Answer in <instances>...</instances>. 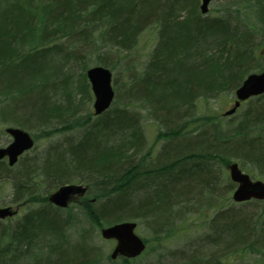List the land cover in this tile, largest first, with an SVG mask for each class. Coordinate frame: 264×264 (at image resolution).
<instances>
[{
	"label": "trees",
	"instance_id": "obj_1",
	"mask_svg": "<svg viewBox=\"0 0 264 264\" xmlns=\"http://www.w3.org/2000/svg\"><path fill=\"white\" fill-rule=\"evenodd\" d=\"M237 1L249 7L254 0ZM253 6L260 25L243 27L234 23L229 13L204 18L199 0H0V95L10 99V110H4L9 118L12 112L9 121L32 128L45 126L58 110L71 119L75 117L78 107L67 113L73 102L68 100L64 107L53 99L57 85L51 82L52 72L58 71L53 63L62 50L53 44L66 40L68 44L73 41L89 46L93 29L99 28L106 50L118 49L120 53L135 47L140 35L155 25L160 29L157 47L143 73L132 76L133 83L122 88L119 96L122 102L130 99L147 107L149 117L165 131L164 136L173 137L153 163L154 172L160 173L152 178L159 180L156 192L136 203L130 194L141 177L149 176L145 170L149 156H139L146 144L141 116L120 106L96 118L84 116L67 122V130L82 128L80 139L67 142L63 151H50L41 159L40 173L34 170V161L21 174L15 171L16 166L1 163L0 178L11 182L13 201L24 208L38 205L15 226H2L0 221V264H20L18 260L24 257L30 259L21 264L95 263L84 243L68 250L71 245L64 237L72 219L69 215L60 217L62 210L48 202L51 192L66 184L78 181L88 188L84 198L101 201L98 205L88 201L81 208L95 225L103 227L152 215L169 217L172 208L202 191L210 195V201L214 202L215 196L220 199V179L213 171L215 160L224 165L233 160L249 164L264 177V95L243 103L241 107L247 104V109L239 118L223 116L224 121L230 118V130L224 133L217 130L214 134L218 128L215 122L220 120L194 115L199 101L225 91L234 93L256 66L264 71V64L258 65L264 53L259 50L264 47V0H255ZM209 44L216 49L209 52ZM70 52L64 53L66 58L77 55L74 50ZM98 63L109 68L112 59L105 53ZM47 65H51V73ZM47 88L50 93L45 92L46 96L43 90ZM30 92L36 95L19 102ZM109 136L115 138L114 144L100 138ZM166 176L175 178L170 185L165 183ZM234 186L228 182L223 189L229 193ZM39 191L43 193L38 197ZM225 205L215 221L224 220L222 230L227 237L233 233L241 239H227L225 245L221 240L222 247L208 258L200 254V263L224 264V259L230 261L228 255L238 253L240 247L260 249L257 243L264 237L249 240L251 216H244L243 208L237 209L230 197H226ZM168 217L156 232H163ZM38 244L46 248L44 255L35 252ZM132 261L122 260L125 264Z\"/></svg>",
	"mask_w": 264,
	"mask_h": 264
},
{
	"label": "rangeland",
	"instance_id": "obj_2",
	"mask_svg": "<svg viewBox=\"0 0 264 264\" xmlns=\"http://www.w3.org/2000/svg\"><path fill=\"white\" fill-rule=\"evenodd\" d=\"M232 1L233 0H212L209 5V12L201 16L204 18L223 17L229 13L235 19L234 23L240 22L243 27L260 25L257 17V10H255L253 6L255 0L252 1L249 7H246L245 4L237 0L234 3H232ZM93 30L94 33L91 36L92 42L89 46L88 44L80 45L78 43V45H76L73 44V41H69L71 43L68 44L66 40H60L57 42L58 44L52 45L62 48L61 51L57 49L60 55L55 56L56 59L53 63L56 66L55 69L58 70L57 74L52 72L54 78H51V82L57 85L56 94L53 96V99L64 107H67L68 100L73 102L71 103L72 105L68 106L67 113L75 107L78 108H76L75 117L72 119L68 114L64 113L63 110H58V112L53 114L55 119L53 118L51 121H48L45 126L43 124L36 125L32 128L21 126L20 128L27 130L34 137L36 144L33 149L26 152L20 158V161L15 167V171H19L20 174L21 172L27 171L30 169V163L34 161L36 162L34 170L40 173L41 159L50 151L58 148H61L63 151L66 148L67 142L80 139L82 128L75 127L67 130L68 126H65V124L79 117H93L94 97L86 76V71L91 67L99 66V57L107 53L110 59H112V65L109 68L113 73V85L115 90V100L112 108L120 106L141 116L140 124L146 144L139 156L145 154H147L146 157L149 156L145 161L147 165H145V170L150 172L148 174L149 176L141 177L139 181L136 182L135 189L131 191L130 194L131 199L136 203L139 200L151 198L156 192L159 180L154 181L152 178L155 179L160 173L154 172L153 163L163 147L169 143L173 137L164 136L165 131L157 122H154V120L149 117V109L147 107L143 106L138 101L135 103L134 101L131 102L130 99L122 102L123 100L121 95L119 96V93H122V88L124 89L133 83L132 76H138L143 73L149 58L159 43L158 33H160V29L155 25L151 26L140 35L135 47L120 53L116 52L119 51L118 49L113 50L114 52H111V50L107 51L103 42L99 39V28ZM64 41L66 42L65 44L62 43ZM93 41L96 43L94 44ZM55 48L56 47L51 48V51ZM262 48H264L263 45L259 50L264 51ZM215 49V46L211 44L208 45L209 52ZM70 50L71 52L74 50L77 55L66 58V54L64 55V53H69ZM261 56L263 57L261 58ZM259 60L258 65L259 63L264 64V53L260 55ZM258 67L252 68V71L254 73H260L261 70H259ZM48 69H51V65H47V72L51 73ZM115 81H117L118 89L115 86ZM43 92V95H46L50 93V90L47 88L44 89ZM30 93V95L21 96L19 102L25 101V98L32 99V97L36 95L34 92ZM234 99V93L225 91L207 101H199L194 115L195 117H215L220 120V122H215V126L218 128L214 131V134H216L217 130L218 132L222 131L224 133L230 130L228 125L230 118H225L226 120L224 121L222 119L224 118L223 114L231 108ZM8 103H10V99L7 101L4 95H0V146H3L10 140V137L5 133V128L20 126L9 121L13 117L12 112L10 113L11 118L4 116V110H10V108L7 107V105H9ZM123 104L125 106H123ZM246 105L247 104H244L232 118H239L244 110L247 109ZM32 124L35 125L36 123ZM100 138L106 142L109 140V145L114 144V141H116L113 136ZM135 159L137 160L138 158ZM233 162H237L242 170L250 174L254 180L264 181V177L258 174L249 164L237 160H233ZM227 165L228 164L224 165L217 160L214 161L213 171L217 178L220 179V192H218L220 199L215 196L214 202L210 201V195H208L206 191H202L198 196L194 194L191 195L187 203L183 202L172 208L169 217L168 214H166L165 217L158 216L159 218L152 215L151 218L149 217L148 219L130 220L136 223V233L147 245L146 251L140 257L134 259L131 262L132 264H183L185 261H188V264H202L203 262H199V258H201L199 257L200 254L203 253L205 257L208 258L213 252L222 247L219 245L221 240L222 245H225L227 239L228 242L241 239L233 236V233L227 237V232L222 230L225 224L224 220L219 219V221H215V215L226 209V197L231 198L234 190L227 193L226 190L223 189V185H225L226 189V184L231 182ZM174 179L175 178L171 179L170 176H166L164 180L166 181L165 183L169 182L168 185H170ZM73 184L81 183L76 181ZM42 193L43 192L39 191L38 197ZM85 195L86 194L72 200L73 202L70 203L71 205L68 209H61L62 211L59 213V216L62 218L69 215L72 219L70 222L71 224L67 226L64 237V242L71 245L68 250L74 249L76 244L81 245V243H84L85 246L83 248L89 249V256L95 261L93 264H125L122 260L112 261L110 259V255L115 247V242L105 240L101 235L102 227L95 225L86 216V213L83 212L84 209L81 208L88 201H93L92 203L97 205L100 204L101 201H96L93 197L84 198ZM13 199L14 189L11 182L0 178V206H13L14 210L17 209L18 204H16ZM257 203L261 204L264 208V200L257 201ZM241 204L242 203L235 204L234 202L237 209L242 207ZM37 205L38 204L31 207L27 206L25 208H20L16 216L0 220L1 225L15 226L22 220L25 213L29 212L31 208H37ZM262 207L257 206L254 201L242 207L243 213L245 214L244 216H251V218H248L249 225L251 226L249 230H251L252 233H250L252 236L249 239L251 242L256 241L257 236H259V238L264 237V213L262 212ZM166 217L169 218V220H167L169 224L164 226L162 233L156 232L155 229L159 228V225L166 221ZM81 235L85 237L84 241ZM215 236H217L218 241L214 239ZM257 245L258 248H260L258 250L253 248L245 250L243 247H240L238 253L233 252L228 255L230 261L224 259V264H264V238L259 239ZM34 250L36 253H39V255H44L46 253V248L43 244L34 246ZM29 259V257H24L18 260V262L21 264ZM214 263V261H211V264Z\"/></svg>",
	"mask_w": 264,
	"mask_h": 264
},
{
	"label": "water",
	"instance_id": "obj_3",
	"mask_svg": "<svg viewBox=\"0 0 264 264\" xmlns=\"http://www.w3.org/2000/svg\"><path fill=\"white\" fill-rule=\"evenodd\" d=\"M212 0H201V12L207 13L209 4ZM87 77L91 83L92 91L95 96L93 104L95 115H100L111 106L114 99V90L112 87L111 72L102 67L96 66L87 71ZM264 93V72L261 74H251L243 82L242 86L237 89L234 107L226 112L231 115L236 112L241 102L251 97ZM7 132L14 138L13 143L7 148H0V160L9 157V164L13 166L20 155L30 150L34 141L30 135L19 128H8ZM230 172L231 180L237 184L233 193V200L244 202L252 198L264 200V182L253 181L250 176L244 173L237 163H231L227 166ZM87 188L81 185H64L52 193L48 200L51 204L59 208H67L70 202L76 196H82L86 193ZM17 214V210L11 207H0V219L12 217ZM136 224L132 222H123L110 227L101 229V235L106 240H116L117 244L111 254L113 260L118 257L135 258L142 254L146 245L142 239L135 234Z\"/></svg>",
	"mask_w": 264,
	"mask_h": 264
},
{
	"label": "flooded vegetation",
	"instance_id": "obj_4",
	"mask_svg": "<svg viewBox=\"0 0 264 264\" xmlns=\"http://www.w3.org/2000/svg\"><path fill=\"white\" fill-rule=\"evenodd\" d=\"M11 142H12V139L10 138L9 142H7V144H5V145L10 144ZM7 161H8V159H5V160L3 161V163L7 165V163H8Z\"/></svg>",
	"mask_w": 264,
	"mask_h": 264
}]
</instances>
